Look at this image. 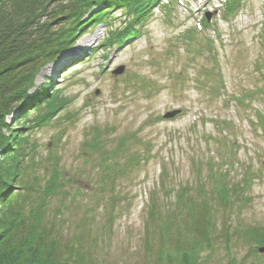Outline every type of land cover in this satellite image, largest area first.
I'll use <instances>...</instances> for the list:
<instances>
[{"label": "rangeland", "instance_id": "rangeland-1", "mask_svg": "<svg viewBox=\"0 0 264 264\" xmlns=\"http://www.w3.org/2000/svg\"><path fill=\"white\" fill-rule=\"evenodd\" d=\"M156 1L121 44L107 40L132 20L126 8H111L104 24H81L37 73L29 95L38 96L5 117L32 150L26 179L43 187L54 170L65 191L51 195L45 217L64 239L80 236L97 264H167L159 258L166 238L180 236L181 247L197 237L203 200L211 223L192 264H264L246 234L264 232V0H242L229 19L223 0ZM67 26L52 21L54 30ZM54 95L68 104L36 127ZM175 109L181 113L163 117ZM96 134L97 150L86 152ZM221 179L240 194H229L228 205L215 199Z\"/></svg>", "mask_w": 264, "mask_h": 264}, {"label": "trees", "instance_id": "trees-1", "mask_svg": "<svg viewBox=\"0 0 264 264\" xmlns=\"http://www.w3.org/2000/svg\"><path fill=\"white\" fill-rule=\"evenodd\" d=\"M56 1L0 0V264H97L91 250L83 243L80 236L64 239L61 229L55 228L54 222L45 217V209L51 195L56 189L62 192L65 190L60 188L54 170L43 187H36L34 182L26 179L24 174L27 165L26 156L32 153V150L28 152L27 137L21 136L17 130L5 124V117L18 106L25 109L28 106L27 100L33 101L38 96L29 95L37 73L47 62L53 60L63 47H66L81 24L85 26L91 23H105L104 17L111 8H126L125 12L133 15L132 20L128 25L125 23L124 28L111 32L107 40L121 44L136 33L132 27L133 23L139 22L148 9L157 2L156 0H68L65 5ZM222 4L223 12L229 16L235 14L242 0H223ZM262 6L264 10V2ZM57 17L67 20V28L60 31L52 28V21ZM204 19L202 22L205 24L206 16ZM189 31L192 33L191 30ZM190 35L186 37L189 38ZM260 36L264 39V13ZM189 39L191 41V37ZM217 65L218 60L214 58L213 68L220 70ZM221 88L223 87L211 86L210 90L212 94L218 96L225 92L220 91ZM44 100L43 109L46 114L42 118H39L41 114L37 117L35 126L41 125L49 119V116L62 110L69 99L57 98L54 95ZM233 100L237 103L242 101L237 97ZM260 124L264 129V115L260 117ZM98 145L96 134L94 138L83 143V149L86 148V152H94ZM123 146L124 142L119 144L120 148ZM32 147L34 148V145ZM113 165L117 164L113 163ZM216 182L218 183L215 198L217 202L228 205L229 194L239 198L240 194H236L234 186L228 187L222 179L220 183ZM179 196L180 194L177 196V204L180 208L183 201L181 202ZM191 203L192 201L185 206L189 207ZM211 208L205 200L200 202L199 210L193 217L195 218L193 230L199 238L195 237L188 246L176 245L180 236L173 239L171 236L166 238L165 247L159 255L162 261L171 264L170 260L174 252L177 264H192L207 239V227L211 223L208 216ZM246 234L256 244L264 246L262 229L260 231L259 227H253Z\"/></svg>", "mask_w": 264, "mask_h": 264}, {"label": "water", "instance_id": "water-1", "mask_svg": "<svg viewBox=\"0 0 264 264\" xmlns=\"http://www.w3.org/2000/svg\"><path fill=\"white\" fill-rule=\"evenodd\" d=\"M121 72H122V68L121 67L114 71V73H121ZM177 112H178V110L167 112V113L164 114V118L173 117ZM259 251L260 252H264V247L259 248Z\"/></svg>", "mask_w": 264, "mask_h": 264}, {"label": "bare ground", "instance_id": "bare-ground-1", "mask_svg": "<svg viewBox=\"0 0 264 264\" xmlns=\"http://www.w3.org/2000/svg\"><path fill=\"white\" fill-rule=\"evenodd\" d=\"M85 43H86V37L80 39L79 42H78V45H77V46H78L79 48H81L82 46L85 45ZM51 71L53 72V69H52Z\"/></svg>", "mask_w": 264, "mask_h": 264}]
</instances>
